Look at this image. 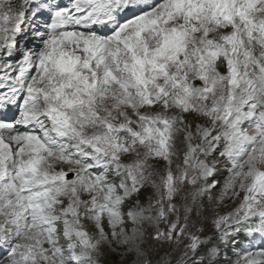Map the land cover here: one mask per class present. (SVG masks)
Returning a JSON list of instances; mask_svg holds the SVG:
<instances>
[{
	"label": "snow or ice",
	"instance_id": "1",
	"mask_svg": "<svg viewBox=\"0 0 264 264\" xmlns=\"http://www.w3.org/2000/svg\"><path fill=\"white\" fill-rule=\"evenodd\" d=\"M0 264H264V0H0Z\"/></svg>",
	"mask_w": 264,
	"mask_h": 264
},
{
	"label": "rangeland",
	"instance_id": "2",
	"mask_svg": "<svg viewBox=\"0 0 264 264\" xmlns=\"http://www.w3.org/2000/svg\"><path fill=\"white\" fill-rule=\"evenodd\" d=\"M221 183H223V181H221ZM225 203H226L227 205H229V208H230V207H234V205L232 204V201H231V200H227V201H225ZM229 208L221 207L220 211L223 213V212L229 210Z\"/></svg>",
	"mask_w": 264,
	"mask_h": 264
}]
</instances>
